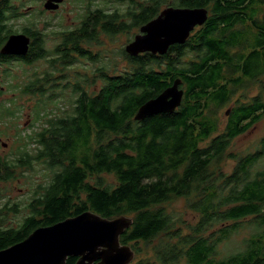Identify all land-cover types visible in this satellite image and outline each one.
I'll list each match as a JSON object with an SVG mask.
<instances>
[{"label": "trees", "instance_id": "16d2710c", "mask_svg": "<svg viewBox=\"0 0 264 264\" xmlns=\"http://www.w3.org/2000/svg\"><path fill=\"white\" fill-rule=\"evenodd\" d=\"M116 1L125 10L89 11L81 28L61 32L52 51L43 33L27 25L22 33L33 38L29 53L15 57L1 49L18 33L10 21L24 16L16 3L23 7L26 1L0 0V66H33L42 59L47 65L23 80L19 98L34 102L32 126L39 127L18 134L19 157H0V183L13 181L16 168L41 165L49 173L18 227L4 226L1 218L6 210L17 213L18 205L0 208V251L36 229L91 211L110 220L132 218L121 243L138 255L139 243L153 246L158 264H264V164L257 166L264 161V136L255 151H231L235 140L264 120V0ZM169 6L207 8L209 17L164 56L131 57L123 49L127 67L111 72L103 64L82 75V59L91 67L99 63L92 47L102 45L101 37L130 34ZM176 79L185 92L181 106L136 121L140 107ZM235 97L222 121L219 112ZM8 103L0 104V138L18 128L14 120L22 112L15 101ZM183 199L196 216L187 234L185 221L168 209ZM240 235V249L221 257L220 247Z\"/></svg>", "mask_w": 264, "mask_h": 264}, {"label": "water", "instance_id": "95a60500", "mask_svg": "<svg viewBox=\"0 0 264 264\" xmlns=\"http://www.w3.org/2000/svg\"><path fill=\"white\" fill-rule=\"evenodd\" d=\"M62 0H49L45 9L56 10ZM56 3V4H54ZM209 17L206 8L168 7L160 15L141 27L140 33L125 48L131 57L144 53L163 56L171 46L183 45L197 27ZM31 38L24 33L12 34L2 47L1 54L22 57L29 53ZM176 79L158 97L142 105L136 121L157 114H172L182 104L184 90ZM133 219L120 216L104 218L87 211L52 226L36 229L24 241L0 251V264H132L135 252L120 241Z\"/></svg>", "mask_w": 264, "mask_h": 264}, {"label": "rangeland", "instance_id": "374dc122", "mask_svg": "<svg viewBox=\"0 0 264 264\" xmlns=\"http://www.w3.org/2000/svg\"><path fill=\"white\" fill-rule=\"evenodd\" d=\"M21 2L23 0H20ZM26 3L23 7H19V2L17 5V12L24 13V16L18 19L10 21V26L18 34L22 33V30L27 27V25H33L39 29L44 35L45 48L48 51H52L53 47L56 45L57 41L62 37L61 32L64 30H69L73 26V23L77 24L78 19L81 16V12L85 10L84 7H88L87 0H65L58 4L60 9L47 13L44 9V0H25ZM90 3V7L97 8L102 7L106 10H110L112 7L114 9L119 7V3L116 0H100V2ZM116 5V6H115ZM120 8H123L121 6ZM82 17V16H81ZM29 27V26H28ZM139 34V30L133 29L130 34H120L113 39L109 36H104L100 38L101 44L92 47L93 53H99L100 61L96 63L93 67L87 66L82 59V70L83 74H91L92 71L97 70L103 64H106L111 72H116L118 69H123L127 67V61L122 56L121 52L125 47L134 40V37ZM84 47V45H83ZM42 61L33 66L21 65L19 62H11L10 65L0 66V104L8 105V101H15L16 106L22 112L18 113V120H14V123L18 124V128H10L0 138V157L2 159H14L18 155V148L16 142L18 141V134L22 132V135L31 134L34 130H38L39 124L33 125L32 109L34 102L30 101L28 97L19 96L22 95V84L27 76H32L36 73L42 74L46 70V62ZM92 68V69H91ZM97 68V69H96ZM9 69L10 75H4V70ZM13 77V78H12ZM72 80V75L69 76ZM27 81V80H26ZM17 87H15V86ZM101 86V80L97 81L96 86L91 85V90H99ZM87 87V86H86ZM256 94L255 92L253 95ZM235 97L227 107L223 108L219 112V116L222 117V121H225L228 116L230 109L236 100ZM64 109V106L60 105ZM264 136V120L255 126L250 132L244 136L238 138L233 142L231 151L233 152H245V151H255L260 139ZM32 149L34 146L32 145ZM19 157V155H18ZM264 161L257 165L262 167ZM234 163L229 162L227 170L233 169ZM32 170L16 168V176L13 181L9 183H0V208L8 206L9 208L18 205V212H12L6 210L4 215L1 217L6 227H18L22 223L23 218L27 215L28 204L30 199L39 190V185L45 184L49 179L48 171L41 165H35ZM105 179L114 183L113 176H104ZM169 211L175 216L185 221L182 224V233L187 234L189 230L185 229L187 223L193 224L196 222V216L189 210L185 209V200H179L171 203L168 207ZM181 224V223H180ZM242 235L235 237L234 241L228 244H224L220 247V256L225 257L228 254L236 252L240 249V244L242 242ZM161 243L160 240L154 242V244ZM137 248L140 249V254H135L134 261L132 263H137L139 261L146 260L151 264H158L154 257L153 246L139 243ZM178 264H187L186 261H181Z\"/></svg>", "mask_w": 264, "mask_h": 264}, {"label": "flooded vegetation", "instance_id": "af4514ba", "mask_svg": "<svg viewBox=\"0 0 264 264\" xmlns=\"http://www.w3.org/2000/svg\"><path fill=\"white\" fill-rule=\"evenodd\" d=\"M49 0H44L43 1V4H44V6H45V4L48 2ZM63 1H65V0H63ZM88 1V7L86 8V7H84L85 8V10H84V12H83V10H82V12H81V16H80V18L78 19V21H77V24L76 23H73V26L71 27V29L72 30H74V29H76V28H81V26H82V24H83V22H84V20H85V17H86V14H88V12L89 11H94V10H97V9H102V7H97V8H92V7H90V3L89 2H91V3H94V2H100V0H87ZM141 1V0H140ZM145 1V0H144ZM54 4H56V3H54ZM60 4H62V3H60ZM116 6V5H115ZM121 6H123V5H119V10H125V7L123 6V8H120ZM169 7H172V6H169ZM61 7H60V5L56 8V10H47V9H44L47 13H50V14H52L51 12H55V11H57V10H59ZM117 8V7H116ZM115 8V9H116ZM166 8H168V7H166ZM165 8V9H166ZM114 9V7H112L111 9H110V12H112L113 10H115ZM207 9V8H206ZM164 10V9H163ZM162 10V11H163ZM161 11V12H162ZM160 12V13H161ZM160 15V14H159ZM158 15V16H159ZM157 16V17H158ZM156 17V18H157ZM155 19V18H154ZM141 29V28H140ZM140 29H138L139 30V33H140ZM31 39H32V37H31ZM61 43V41H60V39L57 41V43H56V45L53 47V49H55L56 48V46L58 47V45ZM174 46H176V45H174ZM172 47V46H171ZM157 56H159V55H157ZM164 56V55H163ZM69 259V258H68ZM71 259V258H70ZM73 260H75V263H76V261H77V259H73ZM68 261V260H67Z\"/></svg>", "mask_w": 264, "mask_h": 264}, {"label": "clouds", "instance_id": "9594fccd", "mask_svg": "<svg viewBox=\"0 0 264 264\" xmlns=\"http://www.w3.org/2000/svg\"><path fill=\"white\" fill-rule=\"evenodd\" d=\"M45 8V7H44ZM28 36V35H27ZM31 38V36H29ZM33 38L31 39V44H32ZM31 46V45H30Z\"/></svg>", "mask_w": 264, "mask_h": 264}]
</instances>
